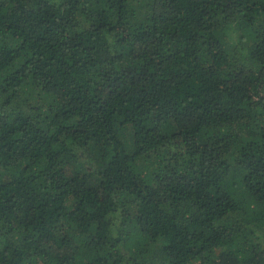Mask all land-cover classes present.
I'll return each instance as SVG.
<instances>
[{"label":"trees","instance_id":"trees-1","mask_svg":"<svg viewBox=\"0 0 264 264\" xmlns=\"http://www.w3.org/2000/svg\"><path fill=\"white\" fill-rule=\"evenodd\" d=\"M0 264H264V0H0Z\"/></svg>","mask_w":264,"mask_h":264}]
</instances>
